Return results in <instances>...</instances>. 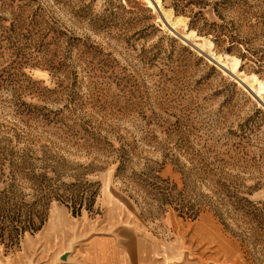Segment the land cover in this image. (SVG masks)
<instances>
[{
	"label": "rangeland",
	"instance_id": "obj_1",
	"mask_svg": "<svg viewBox=\"0 0 264 264\" xmlns=\"http://www.w3.org/2000/svg\"><path fill=\"white\" fill-rule=\"evenodd\" d=\"M263 87L264 0H0V264H264Z\"/></svg>",
	"mask_w": 264,
	"mask_h": 264
},
{
	"label": "crops",
	"instance_id": "obj_2",
	"mask_svg": "<svg viewBox=\"0 0 264 264\" xmlns=\"http://www.w3.org/2000/svg\"><path fill=\"white\" fill-rule=\"evenodd\" d=\"M65 217L53 218L49 231L66 230ZM125 240L119 238H96L86 246L78 248L77 255L69 256L64 264H144L143 242L135 234L125 233ZM62 239V236H60ZM67 252L60 253V256Z\"/></svg>",
	"mask_w": 264,
	"mask_h": 264
},
{
	"label": "bare ground",
	"instance_id": "obj_3",
	"mask_svg": "<svg viewBox=\"0 0 264 264\" xmlns=\"http://www.w3.org/2000/svg\"><path fill=\"white\" fill-rule=\"evenodd\" d=\"M157 2H158V4H159V0H157ZM162 12H163V14L166 16L167 15V12L166 11H164V10H162ZM177 22H180V21H178V20H176ZM169 22V27H170V31H171V33L172 34H175V33H177V30H176V25L177 24H175V22H173V23H170V21H168ZM179 36H181L182 38H183V40H185V41H189L190 39H191V37L193 36V33H191L190 35H185V36H183V35H179ZM195 45H193V46H195V47H199V48H203V46L202 45H200L199 43H194ZM209 46L210 47H212L213 46V43L212 42H209ZM215 64L217 65V66H219V67H222V68H227L226 67V64H225V62L223 61V59L220 57V58H217L216 60H215ZM238 66H239V62H236V64H235V66L233 67V69H232V72L233 73H237V70H238ZM235 75V74H234ZM237 77V76H236ZM253 77V76H252ZM241 79V78H240ZM238 81H241V80H239L238 79ZM242 82V81H241ZM250 82V81H249ZM259 83V81L257 80V78H256V76H254L253 77V79H252V85L253 84H256V83ZM244 83V82H243ZM249 85V84H248ZM249 86H251V85H249ZM252 87V86H251ZM261 92H264V87L262 88V90H261ZM262 93H260V97L262 96L261 95ZM262 98V97H261ZM263 101H264V99H263ZM264 103V102H263Z\"/></svg>",
	"mask_w": 264,
	"mask_h": 264
},
{
	"label": "water",
	"instance_id": "obj_4",
	"mask_svg": "<svg viewBox=\"0 0 264 264\" xmlns=\"http://www.w3.org/2000/svg\"><path fill=\"white\" fill-rule=\"evenodd\" d=\"M153 4H154V6L156 7V3H154L153 2ZM157 9H158V7H157ZM170 28V27H169ZM183 39V38H182ZM185 41V40H184ZM212 60L215 62V60L212 58ZM233 77H235L234 76V74H233ZM241 83V82H240ZM262 105H264V103L263 102H260ZM68 257H69V254L67 253V254H65V255H63V257H62V260L63 261H67L68 260Z\"/></svg>",
	"mask_w": 264,
	"mask_h": 264
},
{
	"label": "trees",
	"instance_id": "obj_5",
	"mask_svg": "<svg viewBox=\"0 0 264 264\" xmlns=\"http://www.w3.org/2000/svg\"><path fill=\"white\" fill-rule=\"evenodd\" d=\"M82 208V207H81Z\"/></svg>",
	"mask_w": 264,
	"mask_h": 264
}]
</instances>
